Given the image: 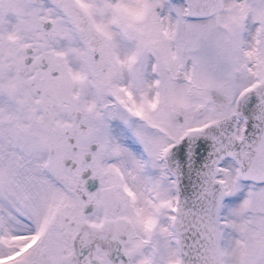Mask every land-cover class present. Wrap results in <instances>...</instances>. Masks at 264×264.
Returning a JSON list of instances; mask_svg holds the SVG:
<instances>
[{"label": "snow or ice", "instance_id": "obj_1", "mask_svg": "<svg viewBox=\"0 0 264 264\" xmlns=\"http://www.w3.org/2000/svg\"><path fill=\"white\" fill-rule=\"evenodd\" d=\"M0 264H264V0H0Z\"/></svg>", "mask_w": 264, "mask_h": 264}]
</instances>
